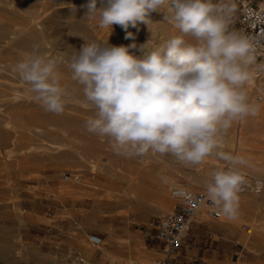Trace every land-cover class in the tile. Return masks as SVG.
<instances>
[{"label":"rangeland","instance_id":"obj_1","mask_svg":"<svg viewBox=\"0 0 264 264\" xmlns=\"http://www.w3.org/2000/svg\"><path fill=\"white\" fill-rule=\"evenodd\" d=\"M238 1L241 0H233L236 10L229 22L230 30L239 31ZM87 3L88 0H0V24L8 22L17 4L28 7L34 18L29 26L34 24L33 31L44 54L57 61L67 101L62 114L46 112L28 90L29 85L0 70V252L4 240L11 246L10 255L17 264H132L162 258V245L154 239L153 224L172 211L171 190L185 187L192 192L202 191L205 185L194 183L198 173L210 174L227 167V162L215 154L199 165H184L170 154L149 152L148 163L132 172L124 171L127 157L113 150L109 138L86 130L85 123L96 109L85 99L72 73L68 79H61L62 69L70 64L71 57L67 61L61 58L60 48L65 41L54 37V33L71 29L79 46L84 41L115 46L135 42L139 46L150 39L148 47L164 44L180 34L171 22L163 21L169 10L162 8L150 14L148 26L138 22L137 27H129L134 41L125 39L126 33L119 25H113L111 32L101 29L98 19L85 18L87 10L83 7ZM58 11L74 12L75 24L58 23L45 30L48 20ZM23 16L26 15L21 11L16 14L17 29L26 25ZM5 50L9 56L1 55L0 49V65L5 69L15 67L31 52L9 46ZM131 51L140 53L138 48ZM260 64H264V58L256 59L252 81L245 86L249 101L260 105V113L243 121L242 156L248 163L240 166L246 183L240 193L238 218L229 220L220 210L219 219L203 213V221L233 223L242 234L237 239V257L248 263L259 262L256 264L264 263V75L256 68ZM224 136L223 150L230 153L229 146L236 137ZM140 159L133 157L134 162ZM67 174H79L80 181L64 180ZM167 203L169 210L164 209ZM88 234L101 239L98 247L88 243Z\"/></svg>","mask_w":264,"mask_h":264},{"label":"clouds","instance_id":"obj_2","mask_svg":"<svg viewBox=\"0 0 264 264\" xmlns=\"http://www.w3.org/2000/svg\"><path fill=\"white\" fill-rule=\"evenodd\" d=\"M84 7L85 18L98 19V26L111 32L119 25L125 39L134 41L129 27L148 26L150 14L162 8L169 10L163 21L180 33L154 47H148L150 39L139 46L83 40L69 66L96 109L86 130L109 138L125 157L170 154L184 165H199L215 154L227 167L210 172L207 196L226 218L237 219L246 183L240 166L248 161L224 151L223 138L234 122L258 116L260 105L249 101L245 87L253 78L256 43L229 29L233 0H88ZM137 48L140 55L131 51ZM256 68L264 71V64ZM13 71L46 112H64L57 61L39 45Z\"/></svg>","mask_w":264,"mask_h":264},{"label":"built area","instance_id":"obj_3","mask_svg":"<svg viewBox=\"0 0 264 264\" xmlns=\"http://www.w3.org/2000/svg\"><path fill=\"white\" fill-rule=\"evenodd\" d=\"M238 24L239 32L251 37L256 43V59H263L264 8L254 6L248 0L239 1ZM262 73L264 75V71ZM63 178L66 181H80L79 174H67ZM170 195L174 201L172 211L165 217L157 218L153 224L154 239L162 244L164 257L154 259L150 263L133 262L132 264H170L168 256L183 247L186 234L199 211L203 210L211 219L221 217L220 209L208 198L206 189L192 192L185 187H176L171 190ZM86 237L93 247H98L101 243L98 236L88 234Z\"/></svg>","mask_w":264,"mask_h":264},{"label":"bare ground","instance_id":"obj_4","mask_svg":"<svg viewBox=\"0 0 264 264\" xmlns=\"http://www.w3.org/2000/svg\"><path fill=\"white\" fill-rule=\"evenodd\" d=\"M11 7H13V6H11ZM97 7H100V6L97 5ZM83 9L87 10L86 7H83ZM19 11L23 12V14L26 15V16H23V18H24V20H27V21H26V25H21V28L17 29L15 26V25H17V22H15V19H16V14H18ZM28 11H29V9L27 6L25 7V6H21V5L17 4V9H16V11H14V13H11L12 15H10L8 17V19H9L8 22L0 24L1 55L2 54L4 56L10 55L9 52H7L5 50V48L7 46L12 47V48H17L20 50L32 51L34 45H39V51L41 53H45L43 51V48L40 47V43L38 42V38H37L35 32L33 31L34 24H33V27H31L32 26L31 22H34L33 21L34 18L31 15H29ZM73 13L68 12V14H64V12L62 13L61 11L55 12V14H53V16L48 20L47 24L44 26L45 30L53 28L58 23L62 26L65 24L72 26L73 22L76 20V17L74 16L75 14H73ZM29 24L31 26H29ZM74 24H75V22H74ZM143 27H144V25H143ZM57 36H60L62 38V41H65L63 43L62 47L60 48V50H61L60 55L62 56V57L61 56L60 57L65 58L67 61V59H69L71 57L72 53L75 52L76 49L80 48V46L76 44L77 43L76 33L71 31V29H69V28L68 29L65 28L64 30H59L58 32L54 33V37H57ZM140 54L141 53H139V55ZM26 55L27 54H25V56ZM61 58H60L61 62L65 61V59L62 60ZM64 65H65V63L63 64V66ZM69 65H65L64 67L62 66L63 67V69H62L63 78L61 77V79H64V80L68 79L67 77L70 76V74L72 73V70H71ZM13 69H14V67H12L10 69H5L4 67H2L0 65V70L5 71V72H10L11 74L16 76L20 80L18 74L16 72H14ZM263 79H264V76H263ZM28 90L30 91L29 88H28ZM27 93H30V92H27ZM28 95L31 96V94H28ZM243 121L244 120L234 122L233 125L228 129V131L226 133L229 135L230 134L234 135L236 137L235 143H233L232 145L229 146L230 153H232L234 155L242 156V150H243L242 129H243V125H244ZM149 154H151V153H148L147 155L141 157L139 162H134L133 157H127L128 160H127L125 167H123V170L128 171V172H132V171L136 170L137 167H141V165L143 166L145 163H148L147 160L149 159ZM194 179H195L194 183L197 186H203L206 184V181L209 179V173H203V172L198 173V175L196 177H194ZM111 204H113V202H111ZM107 206H110V205H107ZM164 209L169 210L170 204L167 203L165 205ZM203 213H204L203 210L199 211V213L196 215V217L194 218L193 221L202 222L203 221V215H204ZM261 230L259 229L258 231H261ZM246 233L249 234L250 232L246 231ZM2 244H3L2 250L0 252L2 254L0 256H2V257L0 259V264H17V262L11 258V255H10L12 253L11 252V246L8 243H6V241H4V240H3Z\"/></svg>","mask_w":264,"mask_h":264},{"label":"crops","instance_id":"obj_5","mask_svg":"<svg viewBox=\"0 0 264 264\" xmlns=\"http://www.w3.org/2000/svg\"><path fill=\"white\" fill-rule=\"evenodd\" d=\"M264 8V0H248ZM215 3H221L214 0ZM239 2V1H238ZM233 223L193 221L184 239L183 247L168 256L170 264H256L241 261L238 241L241 238ZM156 241V240H155ZM159 243V242H158ZM162 245V244H161ZM163 254L165 252L161 250ZM261 264V263H260ZM264 264V263H263Z\"/></svg>","mask_w":264,"mask_h":264}]
</instances>
